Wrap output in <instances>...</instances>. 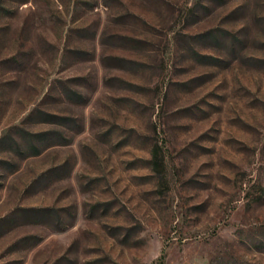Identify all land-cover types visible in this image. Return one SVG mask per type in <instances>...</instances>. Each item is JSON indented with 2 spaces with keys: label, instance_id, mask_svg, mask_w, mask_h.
Returning <instances> with one entry per match:
<instances>
[{
  "label": "rangeland",
  "instance_id": "374dc122",
  "mask_svg": "<svg viewBox=\"0 0 264 264\" xmlns=\"http://www.w3.org/2000/svg\"><path fill=\"white\" fill-rule=\"evenodd\" d=\"M0 264H264V0H0Z\"/></svg>",
  "mask_w": 264,
  "mask_h": 264
}]
</instances>
